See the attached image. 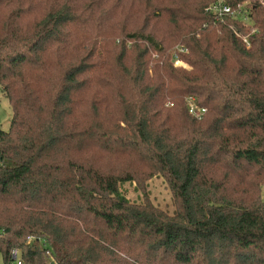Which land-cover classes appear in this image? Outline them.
Instances as JSON below:
<instances>
[{
    "label": "trees",
    "instance_id": "obj_1",
    "mask_svg": "<svg viewBox=\"0 0 264 264\" xmlns=\"http://www.w3.org/2000/svg\"><path fill=\"white\" fill-rule=\"evenodd\" d=\"M262 1L0 0L6 263L264 264ZM155 175L174 214L121 191Z\"/></svg>",
    "mask_w": 264,
    "mask_h": 264
},
{
    "label": "rangeland",
    "instance_id": "obj_2",
    "mask_svg": "<svg viewBox=\"0 0 264 264\" xmlns=\"http://www.w3.org/2000/svg\"><path fill=\"white\" fill-rule=\"evenodd\" d=\"M262 1V0H260ZM264 4V1H262ZM237 15L240 17H245L246 14L242 10L248 9L245 5H241L235 8ZM244 22L248 25L251 24V21L247 18L244 19ZM141 24V22H140ZM166 24H160L158 29L155 31L157 33H162L167 29ZM171 51H173L174 56L176 57L178 65H183L177 56L178 52L186 53V50L182 48L181 45H175ZM191 104H194L193 100L190 101ZM13 119V112L9 103V100L3 93L0 87V129L3 131H8L11 127V122ZM99 161L101 164L108 165L109 159H101ZM122 193L126 196L127 199L132 202L142 203L145 199H148L156 207L168 212L169 214H174L176 212V204L173 198V194L168 186L166 180L159 175H155L148 180L140 182H128L120 186ZM262 197L264 196V184L262 186ZM0 264H7L2 256H0Z\"/></svg>",
    "mask_w": 264,
    "mask_h": 264
},
{
    "label": "built area",
    "instance_id": "obj_3",
    "mask_svg": "<svg viewBox=\"0 0 264 264\" xmlns=\"http://www.w3.org/2000/svg\"><path fill=\"white\" fill-rule=\"evenodd\" d=\"M211 10L214 12H217L219 14H226V15H231V16H236L237 13L235 10H233L230 6L225 4V0H218V3L215 4ZM190 112L191 114L195 116H201L203 113L206 112L205 109H199L197 106H194L193 104L190 103ZM2 231H0V236L2 235ZM34 241L33 238H29V242ZM47 254L51 257L52 261L54 262L55 256L54 254L52 255L50 250H47ZM7 264H25L23 261L22 253L18 249H13L10 253L9 260Z\"/></svg>",
    "mask_w": 264,
    "mask_h": 264
}]
</instances>
